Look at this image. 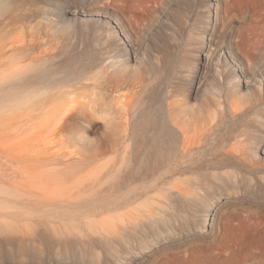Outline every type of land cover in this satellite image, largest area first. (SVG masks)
<instances>
[{
    "label": "bare ground",
    "instance_id": "6f19581e",
    "mask_svg": "<svg viewBox=\"0 0 264 264\" xmlns=\"http://www.w3.org/2000/svg\"><path fill=\"white\" fill-rule=\"evenodd\" d=\"M93 1L96 6L97 0H83L79 7L67 9L72 15L98 16L102 22L100 25H90L93 29L91 33L98 37L94 38L96 44L93 43L94 56L91 62L88 61L90 64L82 67L81 64L74 70L70 67L72 64L68 65V60L67 65L49 63L47 67L36 65L26 69L21 66L25 61L19 57L20 66L12 78L0 77L3 79H0L2 111L13 106L20 111L17 113L24 120L25 117L36 120V111L52 107L55 110L52 113L55 121L54 138L87 133L88 128L83 123L92 125L91 120L96 110L94 101H79L74 104L76 97L61 99V95L70 94L61 90L73 87L75 83L86 87L88 81L107 85L110 81L105 79L106 70L109 69V65L104 64L106 55L110 56L117 51L120 53L117 58H124V64L128 65L129 61L125 56L131 55L134 60H138L144 47L143 41L147 39V35L143 37V41L136 34V38L132 35V27L136 22L121 14L119 0L110 1L112 14L104 10L95 11L96 8H92ZM255 1L208 0L207 5L205 4L208 7L207 15L204 17L197 13L193 19L189 15L190 11H186V17H181L178 13V18H182L180 24L183 22L181 28L186 27L182 31L179 29L182 32L179 48L176 49L180 58L182 57L179 62L181 68L183 66L185 71L192 74L190 93H202L201 99L204 98L206 103L195 115L186 107L190 103L186 95L187 88L183 91L181 88V91L177 89V86H181L176 81H182L184 77L177 76V80L173 82L170 75L165 76V72L164 77L149 72L146 78L130 81L123 75L108 84L114 90H125L117 99L119 124L109 147L112 159L107 174L110 172L114 179L111 188L114 189L115 196L112 200L100 201L88 195L102 181L98 184V169H92L83 175L86 173L84 171L90 169L91 162L97 159L96 155L79 156L74 161L68 160L69 163L55 157H50L45 162V157L42 160L45 163L33 166V177L36 178L33 179L35 182L32 180L34 184L29 183L31 179H28V184L32 186L26 187L28 184L25 183L26 188H22V191L12 192L7 183L9 179L12 180V174H2L0 264H161L162 261L172 262L176 259L183 264H190L193 257L201 260L199 264H204L203 261L211 254L218 258L228 251L231 252L230 258L233 255V264L244 262L235 257L238 253L236 246L241 245L242 239L260 234L264 227L250 221L248 228H242V234L234 240L233 230L240 226L239 223H234L233 217L236 216H231L232 212L230 215L229 210L228 213L226 211L220 214L221 207L229 202L228 196H224L226 193L221 192L224 190L220 189L225 188L224 186H239L236 184L247 182L246 178L250 176V179L256 180L257 174H262L261 177L264 178V159L260 162L254 159L257 152L264 154V112L260 114L261 108H257L260 109L258 112L254 111L256 105L254 110L253 105H241L231 94L243 85L257 97H261V93L264 95V92L257 93V79L264 75V35H256L249 29L255 14ZM259 1L264 4V0ZM3 8L4 4H1L0 10ZM163 13L166 10L157 14L149 24L150 28L165 25ZM103 19H107L109 29H105ZM105 30L115 38L105 39L106 36H101L100 33ZM162 36L166 37L163 33ZM246 40L248 49L244 51L243 44ZM66 45L58 46L57 50L66 51ZM56 53L54 55L59 56L65 52ZM52 54L53 52L51 55L49 53L47 58L52 57ZM32 57L35 63L43 62L44 59L34 58V55ZM221 61L224 62L226 72L219 66ZM149 68L150 71L152 68ZM237 79L238 82L235 81ZM181 85H185V82ZM206 91L211 97L216 95L215 99L210 100ZM11 109L8 112L10 114ZM8 110L9 108L6 112ZM51 111L53 110L37 113L41 114L39 119L46 118L47 114L51 115ZM47 118L44 121L48 123ZM63 138L61 139L64 140ZM10 163L14 168L15 162ZM18 169L15 168L14 171ZM25 170L19 169V173L24 174ZM23 174L27 179L28 175ZM20 179L17 181L20 182ZM11 180L12 183L14 179ZM248 182L247 185L251 186L248 187L250 195L236 198L235 203L262 211L264 196H253L252 192L254 188L261 186L256 183L257 180V187H252L253 182L250 185ZM35 198L45 201L41 205L34 201ZM143 198L148 204L146 209L133 206ZM233 205L229 207L234 208ZM234 212L235 210L233 214ZM249 212L243 216L245 220L251 219L252 215L254 217L255 213L257 215V212ZM101 213L107 215L101 218L96 216ZM95 241L102 244L98 251L92 250ZM251 250L250 256L245 260L256 261L264 255V251H258L253 246Z\"/></svg>",
    "mask_w": 264,
    "mask_h": 264
},
{
    "label": "rangeland",
    "instance_id": "374dc122",
    "mask_svg": "<svg viewBox=\"0 0 264 264\" xmlns=\"http://www.w3.org/2000/svg\"><path fill=\"white\" fill-rule=\"evenodd\" d=\"M80 1L83 2V0H0L1 2L0 5L4 4V8L0 10V77L9 78V79L12 78L13 74L16 72V70L20 66L18 63L19 57L22 58L23 62L25 61L24 64L22 63L23 65L21 66L25 67L26 69H29L31 66L34 67L36 65H39L40 67H45L46 65L48 66L49 63L51 65L52 64L54 65V63L61 64V65L63 64L67 65L66 62H68V60H69L68 65L72 64L70 65V67L74 70H76V68L78 69L81 64H82L81 67L84 64H90L89 62L92 61V58L94 56L93 46L94 44H96V42L94 43L95 41L94 38L97 37L95 34H92L93 31L91 30L93 29H91L92 26L90 25H100V23L102 22H100V18L98 16H87V15L85 16L83 14L72 15L67 12L68 8H72V7L75 8L77 6L79 7L81 5ZM98 1L99 0L96 1L97 7L94 6L95 4L94 1L92 3L93 6L90 5V7L92 6V8H96L95 11H97L98 9V10H104L105 12H108L109 14L113 13L112 7L110 6L111 0H100L99 3H97ZM119 2H120L119 3L120 6L122 7L121 14H123L124 17L128 16L127 17L128 19L130 17L131 20L136 22V25L132 27L133 32H134L132 35L135 36L136 34L137 37H140L141 41H143L144 40L143 37L147 35L145 37L147 39L143 41L144 47L142 49V52L138 60L136 59L134 60V58L131 55L125 56L126 60L129 61L128 65L124 64V60H123L124 58L123 59L117 58V55L118 56L120 55V53L117 51L112 53L110 56L106 55L105 57L106 61L104 64L107 66L109 65V69L106 70L107 73L105 72L106 73L105 79L110 81L109 83L111 84L113 83L112 81H116L123 75H126L125 76L127 78L126 80L133 81L134 79H137V80L140 79V77L146 78L149 75L148 74L149 72H152V74L154 73L153 75L155 76L157 75L159 76L161 74V76L164 77V74H165V76L167 77V75L168 76L170 75L171 76L170 79L173 82L177 80L176 78L177 76L180 78L184 77V79L182 78L183 79L182 81L181 79L179 80V82L176 81V83H179V86H181V87L177 86V89L180 90L181 88L183 91L187 88L188 90V93L186 92V95L188 99L190 100V103L187 104V106L184 104V106H186L187 108H190L194 115L196 114V112H200L203 109V104L204 105L206 104L205 99L204 98L203 100L201 99V96L203 95L202 93H200L199 95H194L192 94V92L190 93L191 82H192V80L190 82V78L192 79V74L185 71L183 66L181 68V63L179 61L182 60V57L180 58V55L178 54V50H176L179 48V44L182 39L181 31L184 28H186V27H184L183 29L181 28L180 25H182L183 22L180 24V21H182V18H178V17H180V15L181 17H183L185 13L187 15V12L189 13V11H190L189 15L191 14L190 16H193L191 17L192 19L196 17L195 14L197 13H200L204 15L205 17L208 11V7L206 6L208 3V0H119ZM189 5L190 6L192 5V6L190 7ZM254 7H255V14L253 15V19L250 25L251 27L249 26L250 27L249 29H252V31L251 30L249 31L255 33L256 35H260V34L264 35V4L261 3V1L256 0L254 2ZM187 8H189V10H187ZM190 9H193L194 11ZM165 10H166V13L165 14L163 13V20L166 26L165 25L162 27L151 26L150 28L149 24L153 22L157 14H160L161 12H165ZM180 12H182L183 15ZM178 13L180 14L179 16H177ZM186 15L184 17H186ZM103 20L105 21L103 22L105 29H109V25L107 24V19H103ZM240 25H243V23H240ZM81 30L83 32H81ZM86 31H87V34H86ZM143 32H147V33L144 34ZM162 33L166 36L165 38L162 36ZM100 35L104 37L106 36L105 39L107 37L115 38L111 32L107 33V30H105V32L102 31ZM178 36L180 37L178 38ZM176 39H178L179 42ZM115 40L117 41V44H119L118 39L116 38ZM60 44L61 45L67 44L65 47L66 51L62 49H58L60 51L57 50V47L61 46ZM173 45L175 46V48ZM243 47H244L243 48L244 51H247L248 40L244 42ZM173 50L176 52L173 53ZM56 51L60 53L61 52L62 53L65 52V53L59 56L54 55V54H57ZM52 52H53L52 57L49 56L47 58V55L49 53L51 55ZM175 54H176V57H175ZM32 55H34V58H37V59L44 58L43 62L39 61L38 63H35L32 60L33 59ZM42 55H45L46 57L45 56L41 57ZM193 55L191 54V56ZM46 58L47 60H45ZM58 61L59 62L64 61L65 63L64 62L59 63ZM173 62L175 63V65ZM223 63L224 62L221 61L219 63V66H221V69H223L226 72L227 70L224 68ZM148 65L151 66L152 68L150 71H149L150 68ZM173 65L175 66V68ZM179 68H181V70ZM2 72H4L5 74ZM1 73L3 74V76L1 75ZM179 75H182V76H179ZM1 80L0 82L2 83ZM257 80H258L257 82H259L257 86L258 87L257 93L259 94V92H264L263 90L264 75L262 77H259ZM183 81L185 82V85H181V84H184ZM235 81L238 82V79ZM1 83H0V87H1ZM86 83L88 84V86L86 87L81 86L80 83H75L72 85L73 87L70 86V87L63 88L61 90V92L70 93V94L61 95V99L62 98H75V97L77 98V99L75 98L73 102L74 104H76L79 101L83 103H87L89 100L94 101V106L96 110L91 120L92 125L88 126L87 123L84 122L83 125L86 128H88V130L86 131L87 133L80 134V136L78 135L74 136V134H72L69 136H65V138L63 137H60V139L59 137L54 138L53 133H54V128H55V121L54 119H52V116H53L52 113H54L55 110L52 107H50V109L46 107L47 111L53 110L51 111V113L49 112L51 115L49 114H47L48 116H46V114L44 115L46 116V118L48 117L47 118L48 123L45 122L46 118L43 117L39 119L41 114L40 115L37 114L41 112L43 113L46 112V110H43L44 108L40 109L41 111L39 112L36 111V116H34L35 114L33 115L35 119L37 117L36 120H33V117L32 118L30 117L31 120L25 117V120H24V117H21V115L17 113L20 111L19 110L17 111V109H15L13 106L8 107L9 110L7 112L6 110L8 108L5 111L3 110L4 112L0 109L1 110L0 112V185L2 184L1 180L3 179L2 174H7V176L12 174V176L11 177L9 176V177L12 178V180L14 179V181L9 179V181L7 182L8 185L10 184L9 185L10 190L12 192L22 191V188L25 189L26 187L32 186L31 184L35 182L33 180V179H36L35 177H33L35 174L34 173L35 167H33L35 166L34 164L37 163L40 166L41 163L43 164L44 162V161L42 162V160H45L46 158L48 160L46 159L45 162L49 161L50 157L51 159H53L52 157H55L58 160L60 159L63 162L67 163L68 160L69 162L74 161L76 158H79V156L82 158L83 156L87 157V156L96 155L98 160L96 159L95 161L91 162L90 164L91 166H89L90 169L87 167L86 170L88 169L89 170L84 171L86 173H83V175H86L87 172L91 171L92 169L94 170L98 169L100 171L99 174L96 176V178L99 179L98 184L101 180L102 181L100 182L99 185L96 184L97 186L95 187L94 191L89 192L88 195L91 198H96L97 200H100V201H109L114 198L115 196L114 189L111 188L114 182V179H113V176H111L112 174H110V172L109 174H107L108 171H110L109 166L111 164L110 161L112 159V156H111L112 154L110 152L109 147H110L111 142L115 138L116 130L118 128L117 126L119 124V121H118L119 119H117L118 117L117 114L119 113V109H118L119 106L117 104V99H118L119 94H122L125 90H118V89L114 90L111 86H108L109 83L107 85L106 83H99L95 81L94 82L88 81ZM77 84H79L80 86ZM261 84L262 86H260ZM0 92H1V89H0ZM214 92L216 93V91ZM207 94L210 100H213V98L216 97V95L214 94H212V96L214 95L213 97H211V94H209L208 92ZM231 94L234 96L235 100L241 105L243 104L245 106L253 105L252 106L253 110L255 109L254 106L256 105V110L254 111L258 112L260 109H257V108H261L260 114L264 112L263 111L264 109V105H263L264 97L263 96L264 95L262 96V93H261V97L263 99L259 96L258 97L255 96V94H253L250 89L242 85L240 88L233 90ZM0 95H2V92ZM258 98L259 99L261 98V100L258 101ZM195 99L197 100V102H195L196 101ZM198 99L201 101H198ZM257 102L260 104H258ZM10 108H12L11 114L8 113L10 111ZM13 108L15 110H13ZM1 113L4 117L1 115ZM250 117L251 116H249V118ZM49 119H52V121ZM61 138H63L64 140H62ZM60 140L63 142L61 143ZM74 156H78V157H74ZM254 159H256L257 162L263 161L264 159L263 152H260V151L257 152L254 155ZM12 161L16 163V164L14 163L15 165L14 168H12L10 165L11 164L10 162ZM8 167L9 169H7ZM22 167H27L28 169H31V170H25ZM51 167L52 166H49V168ZM15 168L17 169L19 168L20 171L21 169L22 171L25 170L26 173L29 171L30 173H27V174L26 173L23 174V172L19 173V169H18L16 170V172L18 171L17 172L18 174H16V172L14 171ZM9 171L11 173H9ZM6 172H8L9 174ZM21 173L26 176L28 175L27 179H25L24 178L25 176H22ZM224 175L226 174L224 173ZM261 175L257 174V177H256V180L258 181L256 183H259L261 187H257L255 185L256 180L250 179L252 178L251 176L250 178L249 177L246 178L247 182L250 181L248 182V184L253 182L251 183V185H253L252 187L254 186L257 187V188H254L252 191L254 193L253 196H258V195L264 196V182H263L264 178H262ZM20 176H22L27 181L22 179V177L20 179L19 178ZM101 177H104V178L100 179ZM17 179H20L21 181L20 180L19 181L21 183L18 182ZM28 179L29 180L31 179V181H29ZM10 180L12 181V183L10 182ZM28 181L29 183L31 182L30 185L28 184ZM247 182L244 181L240 184L239 183L236 184L239 186H235V185L224 186L225 188H227L226 190L223 187H222L223 189L222 188L220 189V191L224 190V191H221L223 192V194L224 192L227 194V195L225 194L224 196H228L229 202L231 200L230 203L229 202L225 203L227 204L226 206L224 204V206L221 207L220 214H222L223 212L225 213L226 211H227L226 213L230 211L229 214L232 212L231 213L232 215L231 214L230 215L236 216V217H233L234 223L236 224L239 223L238 226H240L239 229L233 230L235 233L234 240L239 238V234H242V228L244 227L248 228L247 224L251 222H253L254 224H258L261 227H264V209L262 211H259V210L255 211L254 209H249L248 207H245V206L242 207L241 205L235 203L236 198L244 197L246 196V194L248 196L250 195L249 188H251V186H248ZM25 183L28 185L26 186ZM242 184L243 186H241ZM228 192L230 193V195H228L229 194ZM0 198H2L1 194H0ZM230 198H233V199H230ZM35 199L36 200L34 201L38 202L39 204H41L42 201H45L41 198H35ZM231 203H233L234 205ZM228 204L233 205L234 208L232 206L229 207L230 205ZM236 205L238 207L240 206L241 209L238 207L236 208ZM133 206L146 209V206H148V204L146 202V199L143 198L141 201H138L137 204L134 203ZM230 208L232 209V211ZM243 208H244V212H243ZM247 208L249 209L248 211H247ZM200 209L202 210V208ZM234 210H235L234 212L235 214H233ZM250 210L252 213L257 212V215H255L256 214L255 213L254 217L252 215L251 219L248 217L249 219L245 220L243 216L247 213H250L249 212ZM36 213L37 212H35V214ZM105 214L107 215V213H104V214L101 213L96 216L101 218V217H105L106 216ZM228 232H230V229H228ZM97 243L98 242L92 244L93 247L97 245L95 249L92 247L93 251L95 250L98 251L99 248L102 246L100 242H99L100 246H99V243L98 244ZM231 243H233V241ZM252 246L254 247V249L258 251L259 250L264 251V231H262L260 234H256L255 236H250L247 239H242L241 245H239V247L236 246V248L238 249V253L235 254V257L244 260V262H242L241 264H264V255L258 258L260 260L257 259L256 261H252V262H250L251 260H245L248 258V256H250L252 252L251 250ZM230 253H231L230 251H228L227 254L225 252L223 255H221L218 258H215L211 254L209 258L203 261V263L204 264H233V260H232L233 255L230 258L229 256ZM200 261H201L200 259H196L193 257V262L190 264H199L198 262ZM163 262L164 261H162L161 264H163ZM164 264H183V263L182 261L176 259V260H173L172 262H164Z\"/></svg>",
    "mask_w": 264,
    "mask_h": 264
}]
</instances>
